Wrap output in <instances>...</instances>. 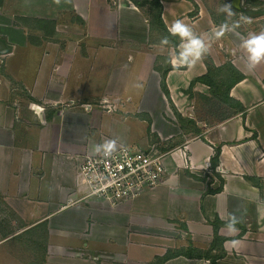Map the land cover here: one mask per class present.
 I'll list each match as a JSON object with an SVG mask.
<instances>
[{
	"label": "crops",
	"instance_id": "0c3cea01",
	"mask_svg": "<svg viewBox=\"0 0 264 264\" xmlns=\"http://www.w3.org/2000/svg\"><path fill=\"white\" fill-rule=\"evenodd\" d=\"M37 1L0 0V198L11 215L0 226V264L6 246L23 249L32 236L43 250L33 249L37 264H157L179 250L186 255L162 264H213L199 256L215 240L216 218L223 262L264 264V188L249 179L264 186V54L247 46L264 28L224 23L237 0H160L165 28L131 1L66 0L45 15ZM176 20L191 33L177 36V48ZM192 39L203 44L199 58L188 52ZM228 63L245 76L229 91L237 102L220 99L230 110L212 123L194 117L214 95L192 80ZM192 117L199 133L185 138ZM152 136L182 137L165 150L164 182L119 205L82 199L87 154L148 146Z\"/></svg>",
	"mask_w": 264,
	"mask_h": 264
},
{
	"label": "built area",
	"instance_id": "2783aa9c",
	"mask_svg": "<svg viewBox=\"0 0 264 264\" xmlns=\"http://www.w3.org/2000/svg\"><path fill=\"white\" fill-rule=\"evenodd\" d=\"M249 6L242 0V9ZM166 156L167 152L156 144H122L87 154L78 171L82 199L94 197L119 205L142 195L165 181L169 171ZM216 182L214 177L212 185Z\"/></svg>",
	"mask_w": 264,
	"mask_h": 264
},
{
	"label": "rangeland",
	"instance_id": "374dc122",
	"mask_svg": "<svg viewBox=\"0 0 264 264\" xmlns=\"http://www.w3.org/2000/svg\"><path fill=\"white\" fill-rule=\"evenodd\" d=\"M42 4L44 3L42 15H45L46 13L49 14V11L46 9L51 3H56L55 0H43ZM112 1V0H111ZM117 1V0H116ZM134 2L133 0H121L123 3H127L128 6L131 5L130 2ZM143 2V0H139V2ZM31 3H39V1L35 0H30ZM113 2V1H112ZM242 0H239V5L237 7L231 6V15L229 14L228 10V17L224 20V23L226 25H230L233 28L240 27L241 22H243L245 27L248 29H255V28H264V0H246V3H249L251 6L247 7V10L245 8L242 9L241 7ZM57 4V3H56ZM61 4V5H59ZM58 7H66V0H59V3L57 4ZM141 6H138L142 13L147 17V19H153L154 25L159 24L157 18L155 17V10L153 8L152 11L147 9V5L140 4ZM146 5V6H145ZM125 6V5H124ZM253 6L255 9H253ZM149 8V6H148ZM254 10V11H253ZM41 15V16H42ZM241 17H247L250 19L251 22H245L244 20L241 19ZM72 19H75L74 16H72ZM157 23V24H156ZM127 31V27L125 24H122V31ZM129 30V28H128ZM133 31V30H132ZM72 35V34H71ZM161 38L155 36V41L159 40ZM63 44H67L63 42ZM227 73V70L224 71V74ZM222 73V76L224 75ZM221 76L219 77V79ZM220 96H214L210 98L209 100H199L198 107L195 110V116L196 118H206L209 122L212 123L211 121H215L217 119H220L223 115L226 113V109L230 110L229 105L226 106L224 105L223 101H220ZM194 117L188 118V124H186L183 129L185 133V138H190L194 137L196 135V132L199 133V129L196 127L195 119ZM181 120L182 124L184 122L183 118H179ZM182 135V134H181ZM180 135V136H181ZM182 137H180L181 139ZM179 138L176 139L175 141H170V144L168 142H162L161 139H159L157 136H152V139H150L151 142L148 143V145L156 144V147L165 151L166 149L172 148L177 142H180ZM145 146V145H144ZM147 146V145H146ZM10 212L8 208L3 205V202L0 198V226H3L4 224L7 225L10 221L9 218ZM0 239H1V234H0ZM31 241L27 243L26 246L23 247V249H17L18 243L16 244L15 249L11 248V246H6V261L4 264H37L35 263V254L34 250L36 253L39 255H42V251L39 242V238L33 239V236L30 239ZM35 240V241H34ZM38 241L37 243H35ZM43 245V243H42ZM38 255V257H39Z\"/></svg>",
	"mask_w": 264,
	"mask_h": 264
},
{
	"label": "trees",
	"instance_id": "16d2710c",
	"mask_svg": "<svg viewBox=\"0 0 264 264\" xmlns=\"http://www.w3.org/2000/svg\"><path fill=\"white\" fill-rule=\"evenodd\" d=\"M133 1L139 5L140 4H142V5L149 4L151 7V10H153V8H154L155 17L157 18L159 25H161L165 28L163 22L161 21L162 4H161L160 0H143V2H141V1L139 2V0H133ZM178 35H179V33H176L175 36L171 35V37L174 39L173 44L176 48L178 46V40H177ZM187 64H186V66H187ZM169 69H171V68H166V70H164L162 73L161 88H162L163 92L165 93V95L170 99V92H169V89H168L167 84H166V76H167ZM225 70H227V73L225 72L226 74H224ZM222 73L224 74L223 76H222ZM220 76H221V78L219 79ZM244 78H245V76L243 73H241L231 63H228V64H225L221 67H218L217 69H214L213 71L208 72L207 74H205L203 76L195 78L194 80H192L190 87L192 88L196 82H203L210 87L211 93L214 96H220L221 97L220 99H223L225 101L226 100L227 101L232 100L234 103H236L237 101L235 99H230L229 91L234 85H236L238 82H240ZM178 115L180 118H182L179 113H178ZM219 154H220V148H217L216 154H215V156L213 158V162H212L214 169H215V166L217 165V162L219 159ZM219 179H220V184H219V186L215 187V189L211 190L212 193L219 191L222 188V185L224 183V179L222 177ZM249 179L257 187H259L261 190H263L264 186H263V183L261 181L262 179H260V178H257V179L256 178H249ZM222 224H223V222L219 218H216L213 221L215 240H214L213 244L211 245V248L205 252H202L199 256L200 258L209 259L213 264H226L225 262H223V259L227 257V252L223 247V243L226 240V238L219 234V228ZM244 231H245V229L243 228L241 234ZM214 249H215V252H214ZM180 255H186V254H184L181 250L175 251V252H170L169 254H167V256L165 258H163L157 264H162L165 260L172 258V257H178Z\"/></svg>",
	"mask_w": 264,
	"mask_h": 264
},
{
	"label": "clouds",
	"instance_id": "9594fccd",
	"mask_svg": "<svg viewBox=\"0 0 264 264\" xmlns=\"http://www.w3.org/2000/svg\"><path fill=\"white\" fill-rule=\"evenodd\" d=\"M56 3H59V0H55ZM226 9L229 10V14L231 15V5H226ZM242 20L245 22H251L249 18L247 17H241ZM221 28H224V25L221 26ZM169 31L172 32L173 34L179 33L181 36H190V30L189 26L186 25L184 22L180 20H176L169 28ZM218 37L223 35V32H218L216 34ZM247 46L249 50L253 53V57H260L262 54H264V31H261L259 35H254L252 39L247 41ZM203 47V44L201 40L199 39H192L191 43L188 47V52H195L197 58L200 57V49ZM194 63L189 64L191 66ZM106 147L111 148L112 145H106ZM233 224H236L240 222L238 218L233 215ZM234 231H237L236 229ZM235 243V242H233Z\"/></svg>",
	"mask_w": 264,
	"mask_h": 264
},
{
	"label": "water",
	"instance_id": "95a60500",
	"mask_svg": "<svg viewBox=\"0 0 264 264\" xmlns=\"http://www.w3.org/2000/svg\"><path fill=\"white\" fill-rule=\"evenodd\" d=\"M234 4H235V6H238L239 5V0H237Z\"/></svg>",
	"mask_w": 264,
	"mask_h": 264
}]
</instances>
